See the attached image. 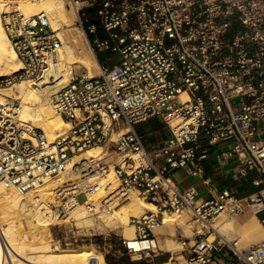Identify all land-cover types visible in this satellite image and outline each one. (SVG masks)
Listing matches in <instances>:
<instances>
[{"label":"built area","instance_id":"1","mask_svg":"<svg viewBox=\"0 0 264 264\" xmlns=\"http://www.w3.org/2000/svg\"><path fill=\"white\" fill-rule=\"evenodd\" d=\"M66 2L77 8L81 26L85 9L95 7L105 37L89 24L92 50L96 57L112 52L119 58L98 62L97 75L73 74L52 95L68 128L50 141L41 129L21 122V100L1 91L23 81L41 86L47 72L58 68L62 40L45 12H2L22 67L0 76V184L38 199L46 179L69 170L52 189L56 203L44 210L49 219L70 217L80 208L90 215L112 212L138 193L154 209L130 216L129 224L134 240L154 246L133 252L123 240L129 253L155 257L154 230L166 216L189 211L203 227L192 242L181 239L185 255L179 264H214L223 250L232 254L227 264H264V240L239 249L237 241H226L213 228L221 213H264V0ZM153 118L165 125L169 138L148 142L135 130ZM226 143L231 152H217V160L233 158L242 173L258 176L257 190L243 198L218 191L202 164L213 148ZM99 147L98 156L73 162ZM112 167L114 189L106 183ZM179 168H189L204 182L209 199L198 203L194 187L178 188L170 173Z\"/></svg>","mask_w":264,"mask_h":264},{"label":"bare ground","instance_id":"2","mask_svg":"<svg viewBox=\"0 0 264 264\" xmlns=\"http://www.w3.org/2000/svg\"><path fill=\"white\" fill-rule=\"evenodd\" d=\"M11 3H15L17 5L14 8H17L21 12L28 15H34L40 12H45L49 16L51 25L52 27H54L53 29L58 33L59 37L62 40V46L59 49L60 62L58 68L55 70L50 69L47 72L45 82L41 86L36 88L29 84V82L23 81L20 83H16L11 87L2 89L1 91L4 95L16 96L18 97V99L22 100V108L20 112L21 122L24 123L26 126L37 127L41 129L51 140L53 139V137L59 135L64 129L68 128V125L65 124L59 114L55 112V109L54 112L56 114L51 112V110L48 108L47 104L50 97H52L51 95H53L58 89H60L62 86L69 82L70 78L73 75V64H81L82 66L88 69L89 76H94L95 74L91 71V68L95 67L99 71V63L92 50H90L92 54L90 56H86L85 52L83 55H81L82 57L77 56L75 54L74 46L71 43L72 41H69L67 33L70 31L71 28L76 27V22L78 20L77 8L75 6L72 7V11L67 12L62 0H0V76L10 74L14 71L21 69L22 67L17 55L10 46L1 20L2 12L5 10H9L11 8L9 4ZM78 6L81 5L78 4ZM76 29L78 30L73 34V42L75 44L78 43L82 45V47H84L85 44L88 46L89 43L86 39L85 33L78 27ZM83 50L81 51L82 53ZM98 149L101 148L99 147L90 149L85 153L86 155L84 154L85 157L91 156L95 153V156H98ZM77 158H80L81 160L82 157L81 155L76 156L73 162H78L79 159L77 161ZM111 171L112 173L110 174V176L113 175V167L111 168ZM67 172H69V170ZM67 172L60 175H63V177L59 181L55 180L60 176L52 177L45 180L44 186H47L48 188L45 189L46 194L53 195L52 189L56 188L57 185H59L60 183H62V181L65 180ZM51 179L54 181H52ZM114 188L115 187L113 185L111 189ZM130 196L127 198L126 204L110 212L112 213L110 215L113 220L120 219L122 222L126 221L127 212H124L123 208H125L126 205H128L129 203L131 204L128 207L132 209L133 213L141 212L142 209L139 207L138 198L135 196L130 198ZM39 200L40 199L35 200L34 198L33 202L31 199L23 196L15 189L8 188L5 185L0 184V264H21L22 262H19V260L16 258L17 256L26 260L28 264H36V260L39 261L42 259L50 260L52 262L60 264H105L104 259L101 256L94 255L95 252L92 251L93 249L90 246H82L76 250L65 249L62 250L60 253H57L50 250V248L46 246L47 244H45L44 248H41L36 252H29V254L25 257L22 256L19 250L20 248H24V246H22L23 244L20 245L23 242L19 244L17 243V241L22 239L25 240V238L27 239V236L25 235L29 233H34L35 230L33 232L31 231L35 221L43 223H35L39 225V228L40 225H48L42 222L46 220V218H43L45 216H42L45 213L44 210L46 209L44 206L46 199H43L44 202H39ZM92 200L94 199L92 198ZM146 209L153 210V206L150 204H146ZM119 212L120 216L118 215V218L117 213ZM8 214L13 215V217L11 218V220H4V216ZM83 214H87L83 211V208H80L79 210L73 213L75 217H79L80 219L85 218ZM169 219L164 221L165 225L170 226L171 221ZM226 225H228V223L222 221L217 226H213V228L226 241L231 242L230 240L232 239H230L229 234H227L228 229L226 228ZM251 229L252 234L260 232L264 233V229L259 221L256 222V224H254L253 226H251ZM44 231L46 232V228L44 229ZM29 235V237L32 236L31 234ZM126 235L130 237V239H128L129 242L127 240V244L131 250L133 249L134 251H139L145 245H148L149 248L154 246L153 242H137L133 239L132 232L128 231ZM35 253L37 254V256L30 255ZM5 254L9 258H11V263L7 262V259H5ZM87 261L88 263H86Z\"/></svg>","mask_w":264,"mask_h":264},{"label":"rangeland","instance_id":"3","mask_svg":"<svg viewBox=\"0 0 264 264\" xmlns=\"http://www.w3.org/2000/svg\"><path fill=\"white\" fill-rule=\"evenodd\" d=\"M62 1H63L64 7H65L67 12L73 10L72 6H69L68 3L66 2V0H62ZM9 6L11 7L10 9H14V7H16L17 5L16 4H13V5L10 4ZM85 13H86V17H82L83 26H81L79 23L76 22V27L71 28L70 31L67 33L69 41H72L71 43L74 46L75 54L79 57H82L81 55H83L84 52H85L86 56L92 55L90 52V50H92V47L90 45V41H91L92 37L87 32V27L89 24H92V23L98 24V19H97L96 12H95V7L86 8ZM59 27H63V26H59ZM77 27L80 28L85 33L86 39L89 43V45H88L89 47L86 44L84 45V47H82V45H80L78 43L75 44L73 42V40H74L73 34L75 32H77V30H78V29H76ZM55 28H57V27H55ZM67 30H69V29H67ZM82 50H83V53L81 52ZM99 55H100L102 62H104L105 60H108V58H112V60H111L112 62L110 64H112L113 62H116L119 58L118 55H113L112 52H105V53H101ZM96 59L99 62L98 57H96ZM65 67H67V66H65ZM72 67H73V74L74 75L82 74V73H88V69L85 68L84 66H82L81 64H73ZM91 71L95 75L99 74V71L95 67H92ZM29 84H31V83H29ZM21 102H22V100H21ZM47 106L51 110V112L56 114L54 112V108H53V105L51 103V97L48 101ZM158 123L162 127H165V125L162 122H158ZM142 127L145 128L144 130H146L147 133H149L153 130L151 128V126H149V124H146V123L142 124ZM56 137L57 136H55V137H53V139H51V140L49 139V140L53 141ZM101 152H102V149H98L97 154L99 155ZM84 154L85 153H81L82 158L85 157L86 154L85 155ZM95 154H92L91 156H95ZM78 159L80 160V158H77V161H78ZM62 177H63V175L56 178L55 181H59ZM107 179L108 180L106 181V183H112L114 185V187L117 186L118 182L115 180L114 174L112 176H109ZM52 181H54V180H52ZM45 187L46 188H42L40 190L41 192H40V195H38V199H40L39 202H42L43 199H46L44 206H45V208H48L49 203H51V204L56 203V197L54 195L46 194L45 189H48V188H47V186H45ZM8 188L15 189L14 187H8ZM15 190L17 192H19L17 189H15ZM22 195L31 199L33 202H34V198H35V200L37 199V197L33 194H27V195L22 194ZM130 195H129L130 198H132L133 196L138 198L139 207L142 210L140 213H133L132 209L130 207H128L131 203L126 205L127 208L126 207L123 208V211L127 212V219L125 222H122L120 219L119 220H113L111 218V215H110L112 213H110V212H100L97 215H90L88 213L83 214V216H85L84 219H80L79 217H75L72 214L70 217H64V218L58 219V220L57 219H49V218H47L46 214L44 213L42 216H45L43 218L44 219L46 218V220H44L42 222H44V224H48V225L47 226L40 225V228H39L38 224H40L41 222L35 221V223H38V222L39 223L38 224L34 223V225H35V227L33 225L34 228L31 226L32 227L31 232H33L35 230L34 233H29L32 236L29 237L30 235L27 234V235H25V236H27V239L25 238V240L22 239V240L17 241V243H19V244L21 242H23L20 245L23 244L22 246H24V248L23 249L20 248V250H19L21 255L25 257L26 255L29 254V252H36V251L40 250L41 248H44L45 247L44 245L47 244L46 246L49 247L50 250H52L53 252H57V253H60L62 250H65V249L76 250L82 246H90L93 249L92 251L95 252V253L93 252L94 255L95 256H101L104 259L105 264H109L107 262V259L112 261V262L113 261L116 262V261H119V259H121L123 257H127L129 259L130 263H141V264H164V263L179 264V262H184V259L182 257L178 258L177 260L174 259L172 261L163 262V261H157L156 260L157 257H153V256L145 257V255L141 256L139 253H129L127 247L122 242L123 240L127 241L128 239H130V237L128 235H126V233L128 231L133 233V239L135 237L134 236V229L129 224V218L132 215H134V216L141 215L145 211L146 204H147L141 198V196L138 193H131ZM97 197H98V195L94 196L93 199L95 200ZM78 200L80 203H83L85 201V196L84 195L80 196L78 198ZM124 204H126V202ZM117 206L118 207H116L115 209H118L123 205L119 206V204H118ZM120 212L117 213L118 218L120 216L119 215ZM244 216H246V218L243 221H241V219ZM12 217H13V215H9V214L5 215L4 220H11ZM167 219H169L171 221L170 222L171 227L178 225V224H181L184 226L185 229H187V227H185L187 224H189L191 222H195L192 218V214L189 211L183 213L182 215L166 216V220ZM263 219H264V217L263 218H261L259 216L256 217L254 215V213H245L243 215L234 216V217L230 216L228 213H221L219 215V217L216 219L214 226H217L222 221L227 222L228 223V225H226V228L228 229L227 234H229L230 239H232L230 241L231 242L237 241L238 242L237 247L239 249H244V248L250 247V246L255 245L256 243L264 240V233H261V232L260 233H253V234L251 233L252 232L251 226L256 224V222H258V221L261 223V225L264 229ZM41 224H43V223H41ZM193 225H196L198 227V229L200 230V232H202L203 225L201 223L195 222V223H193ZM41 226H42V228H41ZM43 228L44 229L46 228V232L44 231ZM185 234L188 235V233H185ZM213 239H214V235H211L210 241H212ZM46 241H47V243H46ZM128 242H129V240H128ZM41 243H43V244H41ZM168 243L169 244H168L167 250H170L172 252L173 251H179V253H181L180 252V250H182L181 245H177V243H173V242H168ZM40 245H42L43 247ZM148 248H149V246L145 245L139 251H134L133 249H132V251L133 252H140V251L146 250ZM225 251L229 252L228 250H225ZM176 254H178V253H176ZM30 255L37 256L36 253L30 254ZM16 258L19 260V262H22L21 264H28V262L26 260L22 259L21 257L17 256ZM5 259H7V262L11 263V258H9L6 254H5ZM36 262H37L36 264H60V263H55V262H52L50 260H45V259H42L39 261L36 260ZM86 263H88V261ZM75 264H77V263H75ZM122 264H128V263L123 262Z\"/></svg>","mask_w":264,"mask_h":264},{"label":"crops","instance_id":"4","mask_svg":"<svg viewBox=\"0 0 264 264\" xmlns=\"http://www.w3.org/2000/svg\"><path fill=\"white\" fill-rule=\"evenodd\" d=\"M96 25L98 27L97 36L104 38L105 34L102 28L98 24ZM91 37L93 39V36ZM98 59L100 63H105V61H107L105 60L104 62H102L99 54H98ZM158 122L160 121L155 118L146 122V124H149V126H151V128L153 129L149 133H147V131L144 130L145 128L142 127V124L137 125L135 127V130L139 134L147 135L148 142H159L162 141L163 139L169 138L171 136L169 131L165 127H162ZM217 152L218 153L225 152L226 154H229L231 152L230 144L226 143L213 148L210 151V153L206 156V158H204L202 161L203 167L205 169V173L208 177H210L214 187L218 191L227 190L239 198H243L249 194L254 193L257 190V188L253 185V181L257 179L258 177L257 174L254 172H249L246 174L242 173L241 169L237 166L236 160L233 158H228L226 159V161H218L215 156ZM170 175L179 189L185 190L187 188L194 187L198 193V197H197L198 203L206 201L211 196L209 193V189L204 184V182L198 177H194L190 175L189 168H179L173 170L170 173ZM248 213H252V212H248ZM258 216L263 218L264 213H261ZM245 218L246 216H244L241 219V221H243ZM193 223L195 222H191L187 224L185 226L187 227V229H185L184 226L181 224L171 227L165 225V223L160 227H158L157 229H155L154 235L157 239V243L159 247V252L155 257H157V259L163 262L172 261L174 259L177 260L178 258L183 257V255L185 254L179 253V251L172 252L170 250H167L169 244L168 242L177 243V245H181V246H182L181 239H188L192 242L196 238V236L200 233L198 227L196 225H193ZM185 233H188V235H186ZM260 242L256 244H259ZM231 259H232V254L230 252L223 250L215 254L214 264H227L231 261Z\"/></svg>","mask_w":264,"mask_h":264},{"label":"trees","instance_id":"5","mask_svg":"<svg viewBox=\"0 0 264 264\" xmlns=\"http://www.w3.org/2000/svg\"><path fill=\"white\" fill-rule=\"evenodd\" d=\"M156 260L160 261L159 259H156ZM107 262L109 264H122L123 262H127L128 264H141V263H130V261L127 257H123V258L119 259V261H116V262L115 261L112 262V261L107 259Z\"/></svg>","mask_w":264,"mask_h":264}]
</instances>
